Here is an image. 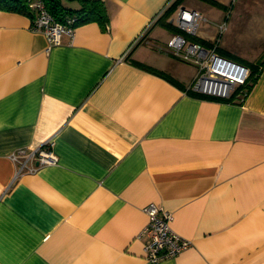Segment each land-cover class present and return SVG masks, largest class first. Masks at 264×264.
Instances as JSON below:
<instances>
[{"label": "crops", "instance_id": "obj_1", "mask_svg": "<svg viewBox=\"0 0 264 264\" xmlns=\"http://www.w3.org/2000/svg\"><path fill=\"white\" fill-rule=\"evenodd\" d=\"M101 1L105 24L54 45L0 10V264H264V64L241 102L194 96L196 66L158 48L174 0ZM177 1L167 22L196 9L211 43L226 17L218 52L264 60V0ZM48 139L57 162L14 178L11 153ZM148 203L191 241L156 263Z\"/></svg>", "mask_w": 264, "mask_h": 264}, {"label": "built area", "instance_id": "obj_2", "mask_svg": "<svg viewBox=\"0 0 264 264\" xmlns=\"http://www.w3.org/2000/svg\"><path fill=\"white\" fill-rule=\"evenodd\" d=\"M235 1L230 0L227 10ZM28 5L34 13L31 29L43 32L49 45L58 44L63 34L73 37L74 18L66 17L63 21L55 19L40 0H29ZM174 20L177 27L190 35H195L200 23L207 21V18L196 9L181 7ZM226 27L227 19L224 17L218 23L217 34L211 46L190 41L182 34L175 33L164 44L158 45V48L196 66L197 74L191 85V89L195 92L211 98L228 100L237 87H240L238 101L241 102L248 92L245 84L250 71L246 65L218 52V41ZM122 59L119 58L118 61ZM52 146V140L48 139L32 149L19 148L12 152L10 158L15 165L14 178L22 173H33L45 165L55 164L57 155ZM142 209L147 214L148 220L138 237L143 240L145 261L156 263L164 258L175 257L191 245L189 239L172 228V212L162 209L155 203H148Z\"/></svg>", "mask_w": 264, "mask_h": 264}, {"label": "trees", "instance_id": "obj_3", "mask_svg": "<svg viewBox=\"0 0 264 264\" xmlns=\"http://www.w3.org/2000/svg\"><path fill=\"white\" fill-rule=\"evenodd\" d=\"M45 5L47 11L57 20L63 21L66 17L74 18V24L82 22L97 21L106 23L108 15L104 3L101 0H40ZM214 5H218L214 0H205ZM180 1L174 0L164 11L162 18L170 15ZM74 3V4H72ZM29 0H0L1 11H13L24 14L33 18V10L29 7ZM162 19V24L175 31V33L182 34L188 40L201 43L205 46H211L210 42L200 40L196 35H190L165 20ZM219 51V50H218ZM264 64L261 60L258 65H251L249 68V76L245 84V88L249 91L256 81L259 74V65ZM172 80V79H171ZM190 94L198 97H205L194 90H189ZM208 97V96H207Z\"/></svg>", "mask_w": 264, "mask_h": 264}, {"label": "rangeland", "instance_id": "obj_4", "mask_svg": "<svg viewBox=\"0 0 264 264\" xmlns=\"http://www.w3.org/2000/svg\"><path fill=\"white\" fill-rule=\"evenodd\" d=\"M232 7H233V5H232ZM232 7L230 8V11H231ZM246 82H247V81H246ZM215 99H216V98H215ZM218 100H226V99H218Z\"/></svg>", "mask_w": 264, "mask_h": 264}]
</instances>
